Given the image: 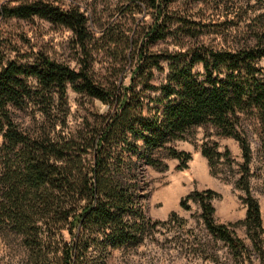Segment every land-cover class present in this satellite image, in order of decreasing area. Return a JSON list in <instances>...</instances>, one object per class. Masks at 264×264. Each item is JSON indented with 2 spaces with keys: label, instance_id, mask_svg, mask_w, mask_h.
<instances>
[{
  "label": "trees",
  "instance_id": "16d2710c",
  "mask_svg": "<svg viewBox=\"0 0 264 264\" xmlns=\"http://www.w3.org/2000/svg\"><path fill=\"white\" fill-rule=\"evenodd\" d=\"M176 2L126 0V11L152 10L153 22L138 40L119 21L109 23L99 37L93 35L88 17L76 6L50 0L0 1V17H38L67 28L83 56L79 70L42 52L1 63L0 223L22 237L26 264H98L111 250L141 244L149 228L161 223H153L145 211V166L165 167L158 156L163 150L180 161V168H187L191 154L171 143L206 124L241 147L239 184L245 191L246 215L240 224L264 260L261 208L249 179L252 149L239 130L242 116L253 115L264 132V67L259 64L264 58V18L252 19L254 28H247L231 47L195 42L176 51L154 52L151 46L170 34L195 36V24L211 26L173 15ZM226 20L214 26H224ZM218 33L227 36L231 29ZM102 50L120 57L118 66H111L118 75L114 80L94 77L93 53ZM158 73L164 74L160 83L155 82ZM69 87L109 107L96 123L86 121L76 132L64 128L65 109L54 118L57 105L68 104ZM29 105L37 107L47 123L34 133L21 130L10 110ZM215 147H202L212 168L222 158L230 160L229 150L222 153ZM215 196L205 190L188 199L200 204L209 233L252 263L243 240L215 221ZM181 205L188 208L185 201Z\"/></svg>",
  "mask_w": 264,
  "mask_h": 264
},
{
  "label": "rangeland",
  "instance_id": "374dc122",
  "mask_svg": "<svg viewBox=\"0 0 264 264\" xmlns=\"http://www.w3.org/2000/svg\"><path fill=\"white\" fill-rule=\"evenodd\" d=\"M50 1L64 7H79L89 19L90 32L97 37L109 23L119 21L128 35L141 40L142 33L153 22L152 10L126 11V0ZM171 9L173 15H184L195 23H209L211 26L202 27L195 24L193 27L198 32L195 36L183 37V32L179 31L170 34L166 39L151 46L154 52L176 51L183 45L188 47L195 42L231 47L243 39L241 33L247 28H254L252 19L258 16L264 18V0H177ZM225 19L227 22L224 26H214L221 24ZM228 27L231 33L227 36L218 33L221 30L226 31ZM0 44V68L10 60L24 61L23 56L37 52L68 63L76 70L80 69L79 61L83 58L70 30L38 17L27 20L0 17ZM119 60V56L109 55L104 50L93 53L91 67L94 77L101 82L116 79L118 75L111 70V66H118ZM259 64L264 67V58ZM132 68L133 66L127 68L126 83L129 82V71ZM163 80L164 74L158 73L155 82L160 83ZM108 108V105L100 100L69 87L68 104L64 108L57 105L54 118H57V115L62 116L64 111L61 110L65 109L64 128L76 132L86 126V121L90 124L96 123L98 115L105 113ZM10 110L19 128L27 133H34L43 124H47L45 117L33 105L23 108L10 106ZM60 128L59 123L57 130ZM239 130L246 135L252 149L250 187L260 204L264 227L263 128L255 116L243 115ZM2 143L3 137L0 133V146ZM205 145H216L217 151L222 153L229 150L230 160L222 158L212 168L202 154V147ZM171 146L191 154L187 168H180L178 159L161 150L158 156L165 167L145 166L144 172L148 184L145 211L153 223H161L149 228V234L141 244L111 250L98 264H264V260L254 251L245 226L240 224L246 215V204L245 191L239 184L243 174L241 165L244 163L239 143L232 137L222 135L212 124H206L193 128L185 140H176ZM205 190L217 193L212 200L215 221L233 229L243 240L252 263L246 255L235 256L224 241L210 234L205 227L200 204L188 199L192 193ZM182 201L186 202L188 208H183ZM173 215H176V218L171 220ZM27 257L28 250L22 242V237L0 223V264H26Z\"/></svg>",
  "mask_w": 264,
  "mask_h": 264
}]
</instances>
